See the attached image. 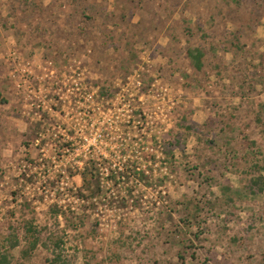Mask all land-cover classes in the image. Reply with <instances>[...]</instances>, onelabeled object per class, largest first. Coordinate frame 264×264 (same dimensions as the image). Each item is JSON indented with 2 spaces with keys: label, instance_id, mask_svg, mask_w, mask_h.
Segmentation results:
<instances>
[{
  "label": "rangeland",
  "instance_id": "1",
  "mask_svg": "<svg viewBox=\"0 0 264 264\" xmlns=\"http://www.w3.org/2000/svg\"><path fill=\"white\" fill-rule=\"evenodd\" d=\"M86 163L123 168L93 202L77 199ZM259 175L264 0H0L11 264L54 257L49 244L21 257L29 225L59 237L69 264H264V193H248Z\"/></svg>",
  "mask_w": 264,
  "mask_h": 264
},
{
  "label": "trees",
  "instance_id": "2",
  "mask_svg": "<svg viewBox=\"0 0 264 264\" xmlns=\"http://www.w3.org/2000/svg\"><path fill=\"white\" fill-rule=\"evenodd\" d=\"M242 0H236L237 3L241 2ZM186 55L192 66L196 71H202L205 68V56L206 52L200 48L195 46H190L186 50ZM101 94H109V89L106 87H102ZM158 143V142H157ZM172 146L173 144H169ZM252 146H256L255 142L251 143ZM167 158H175L173 151H165ZM145 160H155L156 154L152 151H148L144 154ZM259 167H257L258 169ZM79 175L82 180L81 187L78 188L79 197L82 198L85 202L95 201L101 198L102 193V186H101V177H100V170L95 163H86L84 166L79 170ZM111 179L116 180L118 174V168L110 171ZM134 178H145V171L141 169H134L133 174ZM249 195L257 196L259 194L264 193V176L259 175L258 177H254L250 181V185L248 187ZM237 194L239 195L238 191ZM27 234L30 237L27 238L25 236L24 243L27 244L26 248L21 251V257L23 259H28L34 251L38 249L41 244H44L46 247L48 244L53 247L54 257L51 261H48L50 264H69V261L66 257H64L61 252H58L61 249L62 241L59 237L53 235L49 232L47 227H43L42 229H38L32 225H29L27 228ZM46 235V241L43 242V236ZM8 241L10 242L9 249H0V264H11L12 262V251L16 248L21 246V240L19 239L18 235L14 233V235L8 237ZM48 242V243H47ZM23 243V241H22ZM183 244V242H180ZM185 245L184 248H186ZM189 248V247H188ZM61 251V250H60ZM182 258V257H181ZM194 258V256H193Z\"/></svg>",
  "mask_w": 264,
  "mask_h": 264
},
{
  "label": "built area",
  "instance_id": "3",
  "mask_svg": "<svg viewBox=\"0 0 264 264\" xmlns=\"http://www.w3.org/2000/svg\"><path fill=\"white\" fill-rule=\"evenodd\" d=\"M107 159L104 158V161H106ZM97 165V167L99 168L100 170V177H101V186H104V182L107 180V181H111V173H110V170H114V169H117L120 171L122 170L123 171V168L119 167V166H111V167H108V166H104L100 163H95ZM119 176V173L117 174ZM119 179V177H118ZM120 180V179H119ZM78 191V189H77ZM79 201H82V202H85L84 200H81L82 198L79 197L78 195V198H77Z\"/></svg>",
  "mask_w": 264,
  "mask_h": 264
}]
</instances>
